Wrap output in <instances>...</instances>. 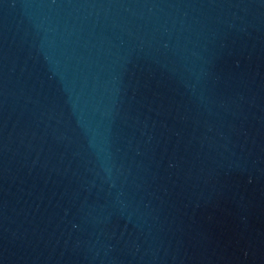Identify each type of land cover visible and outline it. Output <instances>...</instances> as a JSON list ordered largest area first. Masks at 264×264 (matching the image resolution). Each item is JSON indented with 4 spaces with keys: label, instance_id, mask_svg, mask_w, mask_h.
I'll use <instances>...</instances> for the list:
<instances>
[{
    "label": "water",
    "instance_id": "1",
    "mask_svg": "<svg viewBox=\"0 0 264 264\" xmlns=\"http://www.w3.org/2000/svg\"><path fill=\"white\" fill-rule=\"evenodd\" d=\"M0 264H264V0H0Z\"/></svg>",
    "mask_w": 264,
    "mask_h": 264
}]
</instances>
